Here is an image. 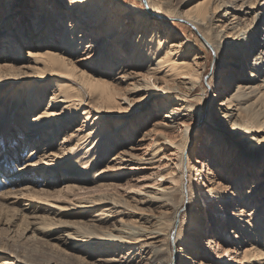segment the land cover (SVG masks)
Instances as JSON below:
<instances>
[{"label": "bare ground", "instance_id": "obj_1", "mask_svg": "<svg viewBox=\"0 0 264 264\" xmlns=\"http://www.w3.org/2000/svg\"><path fill=\"white\" fill-rule=\"evenodd\" d=\"M53 2L56 0H38V10L42 11L43 17L36 19L35 32H28L29 25L25 24L20 38L11 18L4 22L3 31L0 29L2 36L8 33L10 37L8 40L11 54L5 55L8 57L7 60L10 62L25 60L18 66L10 64L6 70H0L5 72L0 75V80H3V84L12 83L13 89L17 87L18 80H23L20 83L22 86L29 84L17 97L19 101H16L18 102L16 108L20 110L19 118L14 120L11 117L14 112L13 106L1 105L0 138L3 139V147L0 163H3L7 155L9 145L17 142L25 141L23 146L26 148L30 143L37 141L36 146L31 144L33 150L29 157L36 152L35 147L44 148L42 155H39L40 159H28L25 164L19 166L18 169L23 170L19 174H8L4 167L1 169L8 178H11L31 175L29 174L31 172L40 173L47 168L45 165H49L54 168L52 174H57L60 169L78 170L82 178L76 179L82 180L92 177L84 171L86 168L94 170L103 162L99 169L94 170L93 178L99 186L108 188L113 183L107 178L115 176L111 173L112 170L117 168L116 163L119 159H124V154L127 153L123 147L119 153L110 154L109 148L132 140L140 126L126 118L118 120L113 130L109 126L111 121L103 118L112 113H136L149 96L158 94L164 96V100L156 106L155 112L158 116L163 113L167 120L162 123V118L157 116L152 121V127L143 129V134L136 141L137 144L150 140L156 132L160 133L154 139L153 153L137 159L156 165L153 167L154 181L158 176L170 175L169 179L172 182L164 186L160 192L137 194L131 199L109 196L85 198L83 193L75 192L81 190L83 186L79 182L76 183L75 179H69L55 196L59 198V202L61 200L72 202L77 199V203L71 207H75L78 213L73 214L90 215L87 219L74 221L50 216L56 222L47 220L48 215L42 216L45 220L43 225H39L43 230L42 234L50 233V236H54L62 233V230L73 229L75 233L69 232L67 235L71 240L83 243L86 245L84 248L94 247L96 252L103 250V253H108L112 249L122 250V245L129 246L126 253L128 255L121 256L125 261L110 257L108 254L105 255L107 257L98 258L102 261L100 264H113L115 261L118 264H231L230 256L235 250L234 245L239 243L238 239L244 238L239 231L244 230L245 233L251 234L245 235L247 237L240 242L246 241V245L241 252L243 257L237 263L241 264L243 259L248 260L249 264L264 263V167L260 173L258 171L264 164V26L260 32V25L262 23L264 25V0L255 3L252 0H199L184 13L179 12L176 15L177 18L204 31L207 41L217 50V64L210 82L212 86L214 85L217 95L211 101V113L204 124V141L198 143L200 151L204 148L211 160H214L216 165L223 164L226 173L231 176L228 186L229 198L223 195L225 191L215 187L214 183L209 185L202 177L206 176L204 172L212 175L214 173L212 167L208 164L198 166L196 162H199V159L192 160L193 156L191 158L188 155L187 163L184 162L185 147L190 138L188 132L184 133L182 130L179 135L182 138L186 135L184 141H175V138H171L170 142L166 141L169 138L165 134L168 126L179 130L181 123L191 126L192 123H187L189 120L197 122L203 120L205 100L203 95L207 93L203 81L207 65L201 62L202 56L190 52L192 39L190 37L183 39L174 26L168 25L162 19H152L146 12L140 13L141 10L136 6L124 4L119 0H69V17L65 24L60 25L57 21L60 16L57 14L58 5H54ZM52 4L49 9L48 6ZM152 11L153 13L149 12L159 14L157 10ZM222 13L224 18L221 20L222 24L214 27V21ZM228 14L232 16L230 19H227ZM235 14L252 15V23L247 17L241 19L235 17ZM94 34L98 37L96 44H93L94 41L91 39ZM25 45H29L30 48L22 54L21 49ZM78 49H84L79 53V58L70 59L79 52ZM255 50L260 54L251 58ZM82 64L85 65L83 69L80 68ZM136 64L145 70L136 73L133 69ZM86 66L91 70L88 71ZM126 66H130L131 69H127ZM115 67L118 68L117 73H122L119 77L114 74ZM21 69L28 73L21 72ZM96 69L97 72H101L98 73L101 76H95ZM48 73L62 78L55 80L56 89L52 97H46L48 89L45 85L30 81L29 77H43ZM117 79L121 83L132 82L123 90V87L117 86L121 84L115 82ZM237 79L239 83L234 88ZM157 80L161 81L163 86L157 85ZM256 80L261 83L257 84ZM65 81H69L70 84ZM78 81L82 87H78ZM198 90H202V96L197 95L199 92L196 93L195 98L198 102L195 104L192 97ZM136 94H140L141 99L147 97L142 101L143 104L139 99L130 98V95ZM218 98L221 102L216 108L214 100ZM61 103L63 106L58 112L55 105ZM214 110L220 113L217 118L213 117ZM32 112L35 113L27 122ZM80 113L85 115L83 123L74 127L72 131H67L77 121ZM6 120L8 121L5 124ZM148 120L149 117L146 118L144 115L143 121ZM12 124H15V130L10 129ZM87 124L94 127L86 129ZM23 131L26 137L20 140ZM63 131L65 133L60 134ZM8 133L10 134L7 137ZM57 135L61 136L58 140L60 142L55 144ZM226 139H231L232 146L239 143V154L232 163L229 160L233 154L225 148ZM171 144L180 149V153L177 152L178 161L173 163V166L168 162L161 163L159 159L163 156L157 159L162 153L169 156L166 152L169 149L165 151L164 148ZM46 145L56 147L48 152L44 147ZM92 151L96 157H92ZM191 152L195 156L196 150L192 149ZM77 164H81L79 169L76 168ZM189 164L197 172V180L191 178L192 184L188 194L191 196L188 199L191 208L183 211L187 194L181 178L183 177L184 181ZM163 166L165 167L161 169ZM246 186L249 187L245 191ZM215 199V203L212 204V200ZM236 202L240 208L233 210ZM107 203L109 206L99 211V204ZM203 203L207 205L203 207L204 210L200 206ZM25 205L30 208L31 202ZM66 205L70 204L52 205L55 209L51 212L63 215L66 210H71L67 209ZM248 208L251 209L247 213L250 220L245 222L254 226L253 231L239 221ZM136 209L153 211L150 215H141L147 224L133 225L122 220V215L139 213ZM177 218H181V221L178 222ZM182 218H185L184 221ZM111 219H115L114 222H111ZM204 223L208 224L210 229H203ZM212 223L218 230L214 235L217 234L221 239L214 240L208 231L212 229ZM76 225H80L77 226L78 229ZM54 227L59 230L51 232ZM232 233L235 234L233 237ZM59 237H55L54 240ZM203 242L205 245L216 242L213 250L219 253L218 256H214L212 248H208ZM1 251L5 252V249ZM135 255L139 257L136 261ZM12 256L0 253V264H22L14 257L12 259ZM222 258L225 260L222 261Z\"/></svg>", "mask_w": 264, "mask_h": 264}, {"label": "rangeland", "instance_id": "obj_2", "mask_svg": "<svg viewBox=\"0 0 264 264\" xmlns=\"http://www.w3.org/2000/svg\"><path fill=\"white\" fill-rule=\"evenodd\" d=\"M68 1L69 0H56V2H53L54 5H58L59 12L57 14L60 16L57 21H58V24L60 25L63 23L65 24L69 17L68 16L69 14ZM119 1L124 4H130V5L136 6L139 10H141L140 13L146 12L152 19H155V18L162 19L165 22H167L168 25L174 26L177 30V33L182 35L183 39H186L187 37H190L192 39L193 43H192V49L190 50V52L198 53L200 56H202L201 62H204L207 65V72L204 76V81H203V86L206 87L207 89L206 95L205 96L203 95V97H205V100L203 101V114H202L203 120L202 121L200 120V122L189 120L187 123H192L191 126L185 123H181L179 130L171 128V126H168L169 129L168 131L165 132V134L169 138H167L166 141L170 142L171 138H175V141H184L186 135L184 136V138H182V136H179V135L181 134L182 130H184V133L188 132V135H190V138H189V143L185 147L186 155L184 157V162L187 163V155H188V157L193 156V158L191 157L192 160H195V158L199 159L198 161L201 163L196 162L198 166L202 167L203 165L205 166L208 164L209 167H212L214 173L212 175H208L207 172H204L206 176L202 175V177H204L209 182V185H211V183H214L215 187L222 190L223 192L225 191L226 194L224 193L223 195H225L226 198H229L228 186L231 181V176H229L226 173L225 168H224L225 166L223 164L216 165L214 160H211V158L208 156L204 148L202 151H200V147L198 143V142L203 143L204 141V138H205V133H204L205 125L204 124L207 123L209 114L211 113V109H212L211 101L213 100L215 95H217V92L215 88L213 87L214 85L212 86V84H210L211 77L213 76L212 74L213 69L217 64V58H218L217 50L214 49L210 45V43L207 41L205 37L206 34L204 31H202L196 26L188 24L185 20H182L179 17L178 18L176 17V15H178L179 12L184 13L185 10L193 7L199 0H119ZM256 1L258 0H252L253 3H255ZM38 4H39L38 0H0V29L1 31H3L4 29L3 28L4 22L8 18H11L12 24L15 23L14 26L16 27L14 28H16L17 35L20 36V38L23 35L24 30H22V28L23 26H25V24L29 25L27 29L28 32H31V31L35 32L36 31L35 30L36 19H38L39 17H43L42 11L38 10L39 9ZM52 6L53 4L48 6V8ZM152 9L157 10L159 14L158 15L152 14L153 13ZM149 11H151L152 13ZM231 17H232L231 14H228L227 19H230ZM235 17H241V19H246L247 17L250 23H252V15L235 14ZM223 19L224 18H223V13H222L221 16L220 17L218 16V18H216V20L214 21V27L219 24H222L221 20ZM263 26L264 25L262 23V25H260V32H261V27ZM206 31H208L207 28H206ZM96 35L97 34H94L93 36H91L92 41H94L93 44L97 43L98 37ZM135 36L136 35H134L133 37V42H135ZM8 39H10V37L8 36V33L5 34L4 36L0 34V70L2 69L6 70L10 66V64L18 66L20 63L25 62V60L23 59L11 61V62L7 60L8 57L5 55L11 54V52H9V40ZM28 48H30V46L25 45L21 49L22 54L25 53V50H27ZM83 50L84 49H78L79 52L77 54H74L72 57H70V59L71 58H73V60L78 59L79 53H81ZM257 54H260V52L258 50H255L251 54V58H253ZM97 62H100V61L97 60ZM88 67L86 66V69ZM117 67H115L114 69V74L117 77H119L120 75H122V73H117L118 72ZM80 68L82 69L85 68V65L84 64L80 65ZM126 68L129 70L131 69L130 66H126ZM97 69L99 68L97 67ZM97 69L94 74L95 76L99 77L101 75L98 73H101V72H97ZM133 69L136 71V73L139 71L143 72L145 70L142 66L140 67L137 64L136 66H133ZM90 70L91 69H89L88 71ZM21 72H25V70L21 69ZM25 73H28V71H26ZM49 73L45 74L43 77L29 76L31 78L30 81L41 82L43 85H45V88L48 89L46 90L47 91L46 97H50V96L52 97L53 92L56 89L55 80H58V79L62 80V78L58 77L56 74H49ZM2 74H5V72L0 71L1 76ZM160 75L161 74H159V76ZM105 76H108V75H105ZM153 79L154 78H152V80ZM2 81L3 80H0V108L2 104H6V106H13L14 112L11 115V117L15 120L19 118V114H20L19 108L18 107L16 108V104L18 103L16 101H19L17 100V97L19 94H22L21 92L22 90L25 91L28 88L29 84L22 86V84L20 83L23 80L21 81L18 80L16 81L17 87L13 89L12 83L3 84ZM256 81H257V84L261 83V82H258V80ZM65 82L70 84L69 81H65ZM115 82L121 83L119 79H117ZM125 82L117 86L123 87V90H125L128 83H131L132 81H125ZM160 82L161 81L157 80V85L163 86V84ZM238 83H239V79L235 81L234 88L236 87ZM77 85L78 87L81 86L79 84V81ZM84 91L85 90H83V92ZM87 92H89L88 89H87ZM196 93H198L197 94L198 96H202L201 95L202 90L196 91L194 96L192 97L193 100H195V104L198 102L197 98H195ZM84 94H86V91L84 92ZM141 97L142 96L140 94L130 95V98L134 100L139 99V101H141L142 103V101L145 100L147 97L144 99H141ZM162 100H164V96H159L158 94L149 96L148 99L145 102H143L145 103L144 105H142L143 107H139L136 113H131V112L112 113L110 115H107L106 116L107 118H103V119H109L111 121L109 126L113 130L116 128V124L118 120H123V119L125 120L126 118H129L131 122L132 121L137 122L138 125L140 126L139 130L136 132L132 140H129L124 144L119 143L117 145H113L112 147L109 148L110 154H114L116 152L119 153V150H121L123 147L126 148L127 153L124 154V159H119L118 163H116L117 168L112 170L111 173L115 174V176L107 178L108 181H111L113 183L108 188L99 186L96 180H94L93 178V176L95 175L94 170L99 169L103 165V162H100L94 170H92L91 168H86L87 170H84L85 172L89 173V175L92 176L91 179H89L88 177L86 179L84 178L82 180H77V179L82 178L78 170L63 171L62 169H60L57 171V174H52L51 171L54 168L49 165H45V167L47 168L45 170H42V172L40 173L31 172L29 173L31 175L23 176L21 174L22 176L19 175L16 177L8 178L6 173L3 172L2 170L3 167L4 169L8 170L7 171L8 174H11V173L19 174L23 172V170L18 169L19 166H22L23 164H25L28 159L30 160L40 159L39 155H42L41 153H43L42 150L44 149L43 147L39 149L35 147L34 151L36 152H34V154L29 157V153L33 150L32 145L35 144L36 146L37 141L30 143L26 148L23 146L25 141L24 142L16 141L17 143H15L14 145L12 146L9 145V151L6 152L7 155L4 157L3 163L2 162L0 163V253L6 256L13 255L12 259L14 257V259H16L18 263H22V264H33V263L34 264L35 263L37 264H100L102 261L98 260V258L107 257L105 255H108V254L110 257H114L115 259H120V261H125V258H122L121 256L125 257L128 255L126 254L127 251L129 250V246L127 245H122V250L112 249L108 253H103V250H98L96 252V249L94 247L84 248L86 245H84L83 243L77 242L75 240H71L69 236L67 235L69 232L75 233L73 229L68 228L67 231L62 230L61 231L62 233H57L54 236H50L51 235L50 233L42 234L43 230L39 228V225L41 224L43 225V221H45L43 220L42 216L44 217L47 215H48L47 220H52L53 222H56V220L51 219L52 216H54L55 218H60V220H67V221L87 219V217H89L90 214H73V213H78L75 210V207H71V206H74L75 203H77L76 201L77 199L76 200L74 199L72 202H65L63 200L59 202L60 201L59 198L55 196L57 195V193H59L61 189H63V187H65L67 180L72 179V178L77 181L76 183L79 182L83 186L81 190H78L75 192L83 193V197L85 198H96V197H102V196H109L113 198L115 197V198L131 199L132 197L137 196V194L147 195V194L152 193L153 191L160 192L163 190L164 186H168L170 182H172V180L169 179L170 175H166V176L164 175L162 177L158 176L157 180L154 181L155 174H153L154 172L153 170L155 168L153 167H156V165L152 163L149 164L148 162H144L140 159H137V158H140L141 156L145 157L149 153H153L152 150L155 146L154 139L158 136L160 132H156L155 135L150 140L143 141L144 142L143 144H137L136 141L143 134V129H145L146 127H152L153 119L158 116L157 112H155L157 110L156 106L160 105ZM123 101L124 100H122L121 102L123 103ZM220 102H221L220 98L215 99L214 106L218 108V103ZM263 102H264V95H263ZM58 105L56 104L55 108L58 112H60L62 109L63 103L58 104ZM123 105L125 104L123 103ZM8 113H10V111ZM34 113L35 112H32L29 114V118L27 119V122H29V119L33 116ZM150 113H151V116H150ZM214 113H215L213 115L214 118L215 117L217 118L220 114L219 111L217 110L216 111L214 110ZM144 115L146 116V118L147 116L149 117V120L147 122L143 121ZM84 116L85 115L83 113L78 114L77 121L74 122V124L71 125V128L67 131L70 132L74 129V127L81 125L83 123ZM159 116L162 118V123H165L167 118L163 117V113L160 114ZM7 121L8 120L5 121V124L7 123ZM90 127L93 128L94 125L88 126L87 124L86 129H89ZM15 128H16L15 124H12V126L10 127L11 130H15ZM63 133L65 132L63 131L60 134H63ZM9 134L10 133L6 134V136L7 135L9 136ZM24 136L26 137L25 131H23V134L21 135L20 140H23ZM60 137L61 136H58V138H56L55 144H57V142L58 143L60 142L58 141ZM2 140L3 139L1 137L0 138V154L2 153L1 147H3ZM42 144L43 143H41V145ZM224 144H225V148H228L229 152L233 154L231 155L230 160H229L231 161L230 163H232L235 156L239 154L238 152L239 143H235V145L232 146L231 139H226ZM130 145H133L135 147L129 148ZM46 146L44 147H45V150H48V152L55 149L56 147L55 145L47 146V147ZM164 149L165 151L169 149L168 151H166L169 154V156L163 155L162 153L160 154V156L157 157V159L163 156L162 158L159 159L160 162L161 163L168 162V163H171L173 166L174 165L173 163H176L178 161L179 154H177V152L180 153V149H177V146L175 144L168 145ZM192 149L196 150V153H195L196 157L191 152ZM224 152H227V151L224 150ZM94 155L95 153L92 151V157ZM63 162H65V160H63ZM80 165L81 164H77L76 168L79 169ZM164 167L165 166L161 167V169ZM263 167H264V164L258 169L259 173L263 170ZM205 170L206 169H204V171ZM96 176H97V173H96ZM191 178L197 180V172L193 170V168L191 167V164H189L188 171H186L184 175V181H183V177L181 178L182 183L184 182L185 194H187L186 202L184 204V207L182 208L183 211H187L191 208V205L189 203L190 201H188V199L191 197L188 195L190 192L191 184H192ZM173 184L178 186V184L174 182ZM199 185L201 184L199 183ZM202 187L203 185L201 186V188ZM247 187L249 186H246L244 188L245 191L248 189ZM60 199H63V198H60ZM29 201L31 202L30 208L25 205V203ZM215 201L216 199L212 200V204L215 203ZM59 204L60 206H63V205L65 206V204H70L66 206L68 207L67 209H71V210H66V212L60 216L59 214L55 215L53 212H51L53 209H55L53 208L52 205L57 206ZM235 204H236L235 205L236 208L234 207L233 210L239 209L240 207H238L237 205L239 203L236 202ZM99 205H100L99 211L109 206L108 203L99 204ZM200 206L203 210L205 207H207L206 203L200 204ZM136 210L139 213H132V214L129 213V214L122 215V218H123L122 220L130 224H133V225L147 224L144 222L143 218H141V215L147 216V215H150V213H152L153 211H145L141 209H136ZM250 210L251 209L248 208L246 213H244L241 216V220L239 221H240V224H243V225L246 224V226L248 225V228H250V230L253 231L254 226L247 224L245 222V220H250V216L247 215V213ZM197 214L199 215L200 213H197ZM137 215H140V216H137ZM184 219L185 218H182V221H184ZM114 220L115 219H111V222H114ZM178 220L181 221V218L180 219L177 218V221ZM253 223L254 221L252 222V224ZM77 226H80V225H76V227ZM202 226H203L202 228L205 230L210 229L208 227V224L206 223H204ZM56 228L57 227L52 228L51 232H53L54 230L55 232L59 230ZM78 228L79 227H77V229ZM208 231H210V233L212 234V238L214 237V240L221 239L217 236V234L216 236L214 235V233H217L218 230H217V227L213 225V223H212V229ZM239 232L242 235H244V238H242L241 240L238 239L239 243L247 237V236L245 237V235L251 234L247 232L245 233L244 230L239 231ZM234 235L235 234L232 233V237ZM57 236H60V237L57 240H54V238ZM206 241H207V238H206ZM222 241H224V238L222 239ZM245 242L234 245L235 250L232 256H230V261L232 262L231 264H239L237 263V261L243 257L241 255V252H243L244 250L243 247L246 245ZM215 244L216 242H212V243H206V245L205 244L204 245L207 246L208 248H212L213 255L217 257L219 253L213 250V246L215 247ZM101 246H98V247H101ZM1 249H5V252L1 251ZM86 251H90V253H87ZM134 259H135L134 261H136L139 259V257L135 255ZM47 260L49 261V263H47L48 262ZM223 260L225 259L222 258V261ZM242 261L243 262L241 264H249L248 260L245 261V259H243ZM113 264H118V262L115 261L113 262Z\"/></svg>", "mask_w": 264, "mask_h": 264}]
</instances>
